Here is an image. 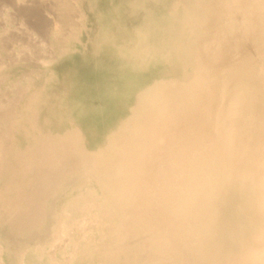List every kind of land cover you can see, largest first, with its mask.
Listing matches in <instances>:
<instances>
[{
	"label": "bare ground",
	"instance_id": "bare-ground-1",
	"mask_svg": "<svg viewBox=\"0 0 264 264\" xmlns=\"http://www.w3.org/2000/svg\"><path fill=\"white\" fill-rule=\"evenodd\" d=\"M53 1L50 79L0 138V225L52 239L0 264H264V0Z\"/></svg>",
	"mask_w": 264,
	"mask_h": 264
},
{
	"label": "rangeland",
	"instance_id": "rangeland-1",
	"mask_svg": "<svg viewBox=\"0 0 264 264\" xmlns=\"http://www.w3.org/2000/svg\"><path fill=\"white\" fill-rule=\"evenodd\" d=\"M23 1L18 2L16 0H0V26H1L0 27V35H1L0 36V49H2L3 51L1 52L0 50V53H1L0 73L3 74L0 76V107L4 106V108L0 111V112L2 111L4 112V114L3 112L0 113V138H5V133L7 130L6 131L4 130L6 129V125L9 122L8 120H9L10 114H12L16 110L17 111L21 110L22 107L25 105V103L28 102L27 99L31 98V95L33 93L42 89L45 86V84L49 81L50 79L49 70L50 69H48V72L46 73L45 69H47V66L46 65L44 66L45 61H48L50 57L52 58L54 54H57V53L59 54V52H56L57 45L54 44V42L56 41V37L54 36V31L52 30L54 27V23L52 22L53 21L57 22V19H59V17H56V16H59V14L61 13V9L59 8L57 10L55 6L52 7V5H54L53 0L52 1L51 0H41V1L40 0H37V1L29 0V2L28 0H23ZM49 4L51 6H49ZM27 6L30 8H28ZM61 8L68 13V18H67L68 27L69 26L71 28L74 27L73 25L74 22L70 20L72 16L70 15L71 13H69V9L65 8V4L61 5ZM29 15L30 17L27 18L26 16H29ZM52 32H53V35H52ZM52 49L53 51H51ZM15 51H16V54H15ZM42 60L44 63H42ZM38 73L42 75L45 73V75L43 77H37V76L35 77V75ZM24 76L27 78H25ZM28 76L35 77V79L33 78L32 80V78H29ZM25 91H28V93L26 95V98H23ZM45 173L46 172L44 173L40 172L39 175L45 176ZM81 174L82 172H62V173L61 172H51L50 174L51 178L49 180L51 181L53 180L54 182L52 181V183L50 182V184L55 185V184H58L59 182L62 188L59 186L57 188H61V189H64L66 187L70 188V186L73 187L77 183V181L79 182V180H81L84 177V174L83 176H81ZM5 176H9V178H11L10 172H0V178L1 177L3 178V179H0V190L4 189V187H6V185L10 181V179H8L7 177L5 178ZM56 178L58 180H56ZM70 179L72 181H69ZM65 180H68V181L65 182ZM25 181H27V179ZM36 181H35L36 183L34 186L31 185L30 190L32 189L35 190L36 187H40L38 185H40V182L42 180L38 179ZM48 187L50 188V186ZM30 194H32V192L26 193L27 195L26 197H29ZM55 194L56 193L54 192L49 198L50 199L49 204L52 205L53 207H55L56 205L55 203L58 201L59 199L58 196L60 195V194H57V195ZM53 196L58 199L55 198L56 199L55 201L53 199L54 198ZM0 197H1V194H0ZM3 202L4 201L0 199V205L3 204ZM52 202H55L54 203L55 205ZM53 207H51V210L53 209ZM6 228H7V225L6 226L5 224L0 225V240L5 244L10 243L12 246H16V248H20L22 245L34 246L38 244H44L47 241L52 239L50 233L49 235L46 236V234H48L47 230L46 231L44 230V232H40V233L34 232L37 234H34L33 232H31V234L29 233L25 235V237L21 238L19 237V235H15V236L11 235V233ZM57 243L58 244L56 245L58 246L60 245L61 241H58Z\"/></svg>",
	"mask_w": 264,
	"mask_h": 264
}]
</instances>
